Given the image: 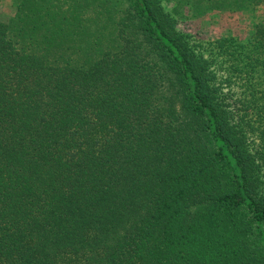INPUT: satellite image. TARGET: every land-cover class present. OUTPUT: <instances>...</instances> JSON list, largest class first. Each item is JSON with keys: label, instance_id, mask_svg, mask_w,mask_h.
<instances>
[{"label": "trees", "instance_id": "obj_1", "mask_svg": "<svg viewBox=\"0 0 264 264\" xmlns=\"http://www.w3.org/2000/svg\"><path fill=\"white\" fill-rule=\"evenodd\" d=\"M14 4L0 264H264V17L204 45L163 0Z\"/></svg>", "mask_w": 264, "mask_h": 264}, {"label": "rangeland", "instance_id": "obj_2", "mask_svg": "<svg viewBox=\"0 0 264 264\" xmlns=\"http://www.w3.org/2000/svg\"><path fill=\"white\" fill-rule=\"evenodd\" d=\"M163 2L167 11L175 16L179 32L188 35L192 41L204 45L223 38H236L245 43L250 38L256 20L264 17L262 11L223 13L208 8L206 10V7L204 9L195 0H163ZM15 11L14 0H0V20L10 19Z\"/></svg>", "mask_w": 264, "mask_h": 264}]
</instances>
